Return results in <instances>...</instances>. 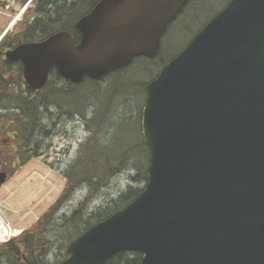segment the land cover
<instances>
[{
  "label": "water",
  "instance_id": "obj_1",
  "mask_svg": "<svg viewBox=\"0 0 264 264\" xmlns=\"http://www.w3.org/2000/svg\"><path fill=\"white\" fill-rule=\"evenodd\" d=\"M25 2L26 0H22ZM189 0H98L75 24L7 50L32 89L52 67L74 84L132 59H154ZM140 131L147 180L123 208L89 226L57 264H264V0L228 3L145 87ZM7 173L0 171V186ZM4 221L6 218L0 212Z\"/></svg>",
  "mask_w": 264,
  "mask_h": 264
},
{
  "label": "trees",
  "instance_id": "obj_2",
  "mask_svg": "<svg viewBox=\"0 0 264 264\" xmlns=\"http://www.w3.org/2000/svg\"><path fill=\"white\" fill-rule=\"evenodd\" d=\"M97 1L77 0L73 4L74 6L67 7L68 9L65 12L62 11L60 21L55 19L56 15L54 13H46L45 28H42L39 36L37 25H35V29L31 27L32 25H25L16 36H11L12 33H7L0 41V93L14 90L16 87H22L24 83L21 74L17 76L15 73L7 72L11 68H16V66L12 67L11 64L6 63L7 61L5 62L1 58L7 47L16 45L21 41L23 42L24 39H21L22 37L25 39L30 37L29 40L37 37V39H43L49 34L58 31H68L72 34L74 42H78L79 33L75 29L74 23L80 16L87 13ZM198 1L189 0L181 13L174 19H177L175 23H178L184 14H189L191 16L190 19L183 22L180 26L185 27L186 24L188 25V22L196 17L200 4L205 0H202L200 4ZM228 1L226 0L224 3L226 4ZM80 2L87 3L85 10H77ZM212 2L213 0H209V3ZM187 42L179 47L173 55L168 54V56L166 54L171 46L169 41L163 38L155 59L134 58L128 66L109 73L101 80L85 78L81 83L73 84L60 77L53 70L40 92L41 100L37 95L34 98H29V100L23 98L21 101L12 96L3 98L5 96L3 93L0 95V103L15 105V108H11L14 112L2 110L4 113L0 114V131L9 137L8 141L10 142L8 146V144H1L0 141V150L6 151L5 159L3 156L0 157V160L7 164V168L11 166L9 172L17 170L30 159L40 155L44 149L40 146V139L43 136L49 137L54 134L55 129L53 130L52 126L54 116H58V112L67 115H79L89 133L86 140L80 145L77 159L63 172L65 184L56 201L29 229L23 230L17 236L0 243V264H47L45 258L52 245L51 231L56 230V236L60 238L61 242L63 241L61 247L65 250L68 242L83 230L104 219L112 212L123 208L139 194L142 188H135L132 184H129L118 195L117 199H112L109 204L103 208L101 207V209L99 208L91 213L86 212L90 198H93L95 192L104 186L112 176L127 170L131 164H136L140 157L143 159L142 167L135 169V173L130 177V182H146L149 152L139 138V129V139H135L136 142L131 147H126L128 145L126 140L133 137V135L120 129L124 120L115 126L116 129L113 132L111 143L101 139L103 134L101 130L106 125L112 126L113 123L111 121L115 111H109V104L117 100L125 101L129 98L126 94H132L131 98L136 97L137 119L139 118L140 120L147 81L137 75L139 73L142 74L144 71L149 72L152 68L153 71L156 70V73L152 76L155 77L167 61L175 56ZM151 61L156 62L154 67L149 65ZM134 64L138 66V69L133 71L131 68ZM85 85L88 87L86 91H84L85 89L83 90ZM69 97H71V101L74 104L68 101ZM89 112L91 116H89ZM4 116L7 118L19 117L20 121L13 123L15 120L12 119L13 122L9 123L4 120ZM9 129H12V131ZM117 131H120L118 136L115 135ZM85 187L88 188L87 193L70 215L64 213L59 216L61 208L71 198L72 194L79 188L85 189ZM65 242L67 243L64 246ZM140 258L141 254L138 252L122 251L111 257L105 264H138Z\"/></svg>",
  "mask_w": 264,
  "mask_h": 264
},
{
  "label": "rangeland",
  "instance_id": "obj_3",
  "mask_svg": "<svg viewBox=\"0 0 264 264\" xmlns=\"http://www.w3.org/2000/svg\"><path fill=\"white\" fill-rule=\"evenodd\" d=\"M8 1L9 7L0 9V37L5 31H7L8 34L21 31L22 28L27 25L28 21H30L34 12L32 2L29 4H22L14 0ZM225 1L226 0H213L212 3H209V0H205L201 3L202 0H199L198 3L201 4L196 12V17L191 19L188 25L186 24L185 27L180 26L183 22L190 19L191 16H189V14H184L178 23H175L177 19L171 22L168 26V31H166L162 37V39L166 38L171 46L166 55H173L179 47L186 43L200 29L210 16L224 6L223 4H225ZM86 6L87 3L80 2L77 10H85L87 8ZM10 8L18 9L19 12L13 15ZM23 9L24 11L27 9V13L24 15L25 17L22 13ZM21 19L25 21L24 24H20ZM150 63L149 65L154 67L156 62L154 63L151 61ZM137 69L138 66L135 64L131 68L133 71ZM155 73L156 70L153 71L151 68V71H144L137 76L142 77L144 81L148 82L153 78L152 76ZM86 88H88L87 85H85L83 90L85 89L84 91H86ZM126 95L130 98H128V102V99H126L125 101L117 100L109 104V111H115L113 120L111 121L113 123L112 126L106 125L102 128L101 132L104 135L102 134L101 139L107 143H111L113 132L116 129L115 126L124 120L120 129L123 132L128 131L131 133H129L130 135H133V137L126 140L128 144L126 147H131L132 144L136 142L135 139L140 138L142 140V137L140 133V120L139 118L137 119L138 108L135 102L136 97L131 98L132 94ZM68 101L73 103L71 97L68 98ZM89 111L92 112L91 110ZM90 112L89 116H91ZM58 114V116H54L53 126L51 125L52 129H55L54 134L49 137L43 136V138L40 139V146L44 148L40 155L30 159L26 164L13 172H9V168H11V166H9L7 170V179L0 186V211L7 218V225L12 231L10 237H6L5 240L17 236L23 230L29 229L56 201L65 184L63 172L77 159L80 145L89 135L79 115H67L62 114V112H58ZM9 130L12 131V129ZM119 134L120 131L115 133L116 136ZM8 138L9 137H7L5 133H1L0 131L1 144H8L9 146L10 142ZM5 152V150H0V157L4 156L3 158L5 159ZM142 164L143 159L140 157L136 164L133 163L127 170L112 176L104 186L95 192L93 198H90L86 212L88 211V213H91L99 208L101 209V207L103 208L109 204L112 199H117L118 195L123 192L129 184H132L135 188H143L145 182H130V177L135 173V169L140 166L142 167ZM87 191V187H85V189L79 188L76 190L61 208L59 216L64 213L70 215L73 209L76 208L78 203L83 199ZM15 229L18 231L14 233L13 231ZM50 234L52 245L45 260L47 264H57L64 259V254L66 257V253L61 247L63 241L61 242L60 238L56 236V230L51 231ZM66 243L67 242L63 245L65 246Z\"/></svg>",
  "mask_w": 264,
  "mask_h": 264
},
{
  "label": "flooded vegetation",
  "instance_id": "obj_4",
  "mask_svg": "<svg viewBox=\"0 0 264 264\" xmlns=\"http://www.w3.org/2000/svg\"><path fill=\"white\" fill-rule=\"evenodd\" d=\"M14 1L15 2H20L22 4H25V3L29 4L30 2H32V6H34V12L32 14V17L30 18V21H28L27 25H32L31 27L33 29H35V25H37V27L39 29L38 36L42 32V28L43 29L45 28V24H46V20H45L46 16L45 15H46V13H54L56 15L55 19L57 21H60L61 20L62 11L65 12L68 9L67 7H72V6H74L73 4L75 2H77V0H71V1H68V0H26V2L16 1V0H14ZM8 7H9V1L8 0H0V9H4V8H8ZM10 11H11V13L13 15L16 14L17 12H19L18 9H14V8H10ZM22 13H23V16L26 15L27 9L25 11L23 9ZM24 23H25V21L23 19H21L20 20V24H24ZM75 24H76V22L74 23V27H75ZM17 34H18V32L12 33L11 36H14V35L16 36ZM29 38L30 37L25 39V38L22 37L21 39H24L23 43L24 42H31V41L37 42V41L41 40V39H37L38 37L35 38V39H31V40H29ZM73 40H74V38H73ZM19 43H22V41L19 42ZM16 45L7 47L5 49V51L3 52L1 58L4 59L5 62L7 61L6 63L11 64L12 67L16 66V68H11L7 72L15 73V74H17V76H19V74H21V77L23 78V69H22L21 61L18 60V61H15V62H11V61H8L6 59V57H5V52L7 50H9V49H13ZM53 70L54 69H52L50 71V73ZM23 81H24V79H23ZM42 89H40V90L31 89L24 82L22 87H16L14 90L6 91V92L3 91L2 93H3V95H5L3 98L12 96L13 98H17L19 101H21V99H23V98H27L29 100V98H34L36 95L40 99V92L42 91ZM10 92H12V93H10ZM2 93H0V95ZM11 108H15V105L11 106V104L9 105L8 103H3V102L0 103V114L4 113L2 110H9V112H11V113L14 112V111L11 110ZM3 118H4V120H7V122H9V123L13 122L12 119L15 120L13 123H16V122L20 121L19 117H15V118H9L8 117L7 118V117L4 116ZM0 169L8 170L7 164L5 162L1 161V160H0ZM4 217H5V215H4ZM6 222H7V218H6Z\"/></svg>",
  "mask_w": 264,
  "mask_h": 264
},
{
  "label": "bare ground",
  "instance_id": "obj_5",
  "mask_svg": "<svg viewBox=\"0 0 264 264\" xmlns=\"http://www.w3.org/2000/svg\"><path fill=\"white\" fill-rule=\"evenodd\" d=\"M18 230L15 229L13 232H17ZM11 230L9 229L7 223L1 218L0 216V241L3 240L5 237L11 234Z\"/></svg>",
  "mask_w": 264,
  "mask_h": 264
}]
</instances>
